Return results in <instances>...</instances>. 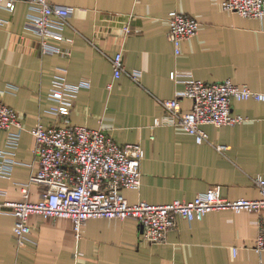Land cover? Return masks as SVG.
I'll use <instances>...</instances> for the list:
<instances>
[{
  "label": "crops",
  "instance_id": "1",
  "mask_svg": "<svg viewBox=\"0 0 264 264\" xmlns=\"http://www.w3.org/2000/svg\"><path fill=\"white\" fill-rule=\"evenodd\" d=\"M5 1H0V100L18 112L22 130L13 146L0 130V151L6 152L0 155L5 172L0 201L23 200L22 188L38 167L29 130L38 123H62L50 111L51 80L58 74L73 84L89 83L75 97L70 123L101 127L118 144L143 147L141 184L122 190L129 203L189 201L211 186L229 199L260 196L254 178L264 179V100H233L231 112L243 121L203 124L208 138L202 143L164 121L161 100L185 87L183 76L170 77L175 70L264 92V16L225 10L223 0H50L74 9L60 27H51L62 39L48 40L61 51L42 53L39 35L26 27L38 15L36 6L15 0L10 10ZM172 9L199 23L178 54L167 36ZM126 24L129 34L122 30ZM118 52L125 70L114 77L110 58ZM134 71L140 72L137 81L129 75ZM179 103L190 110L189 98ZM28 188V199L36 201L40 185ZM257 219L256 212L229 209L209 211L200 220L179 217L165 240L154 243L142 239L133 218H89L76 236L68 217L31 214V232L19 245L14 217L5 212L0 214V264H264V250L254 247Z\"/></svg>",
  "mask_w": 264,
  "mask_h": 264
},
{
  "label": "built area",
  "instance_id": "2",
  "mask_svg": "<svg viewBox=\"0 0 264 264\" xmlns=\"http://www.w3.org/2000/svg\"><path fill=\"white\" fill-rule=\"evenodd\" d=\"M28 1L36 6L38 15L28 21L26 27L39 35L41 52H60V47L51 44L48 39L60 40L62 36L51 30V27H60L74 8L54 4L50 0ZM5 6L14 9L15 0L5 1ZM222 8L244 17L264 16V0H223ZM167 21V36L178 54L181 42L198 32L199 23L190 15L175 9L168 12ZM122 30L124 34L131 32L127 24ZM110 62L114 77H119L125 70L122 53L113 55ZM129 75L137 81L140 72H130ZM180 75L183 76L184 89L172 98L161 100L166 111L164 121L182 127L194 136L197 143L208 138L203 124L232 125L243 121V117L231 112L233 100H264V92L235 84L229 79L206 82L189 73L182 75L176 70L170 73L174 80ZM88 85L87 80L73 84L63 74L54 75L49 93L52 100L50 111L63 118L62 123L49 126L38 123L29 130L34 136L33 155L38 167L22 188L23 200L0 201V214L9 212L14 217L13 234L19 245L24 244L31 232L28 224L31 214L68 217L76 236L80 234L83 222L89 218H133L140 225L142 239L155 243L165 240L167 232L175 227L179 217L200 220L209 211L229 209L258 213L254 247L258 251L264 250V179L261 176L254 178L260 196L253 199H229L221 196L216 186H211L189 201L176 199L154 204L139 200L129 203L122 190L140 186V162L144 149L139 143H116L101 127L92 128L69 122L67 116L79 89ZM181 97L191 100L189 111L181 109ZM159 123L160 120L156 119L155 124ZM12 126L17 130L11 131ZM0 130L6 131V142L12 146L18 142L22 130L18 112L1 100ZM5 153L0 151L2 156ZM4 173L0 168V174ZM31 183L41 187L36 201L28 199Z\"/></svg>",
  "mask_w": 264,
  "mask_h": 264
}]
</instances>
